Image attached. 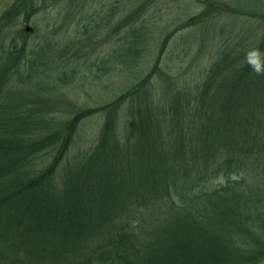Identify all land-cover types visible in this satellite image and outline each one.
Wrapping results in <instances>:
<instances>
[{
    "label": "trees",
    "instance_id": "trees-1",
    "mask_svg": "<svg viewBox=\"0 0 264 264\" xmlns=\"http://www.w3.org/2000/svg\"><path fill=\"white\" fill-rule=\"evenodd\" d=\"M192 1L203 8L183 27L247 14V45H225L199 78L163 62L168 34L147 72L96 106L50 96L41 49L32 58L13 41L0 52V264H264V0ZM21 8L26 21L37 10L16 0L0 31ZM142 28L111 56L65 49L62 77L109 57L130 67ZM99 113L95 144L72 153Z\"/></svg>",
    "mask_w": 264,
    "mask_h": 264
},
{
    "label": "rangeland",
    "instance_id": "rangeland-1",
    "mask_svg": "<svg viewBox=\"0 0 264 264\" xmlns=\"http://www.w3.org/2000/svg\"><path fill=\"white\" fill-rule=\"evenodd\" d=\"M226 1L236 8L237 5L243 8L247 3V0H241L239 4L236 0ZM15 4L16 0H0V17ZM34 5L37 10L30 21H26L27 12L21 8L15 18L0 31V52L10 48L13 41L19 45L26 41L28 54L32 58L33 47L37 52L41 49L36 57H39L41 68L44 69L41 76L50 81V96L64 102H71L72 99L80 106L105 103L144 75L153 65L168 34L172 36L163 62L172 66L182 61L183 70L190 66L193 76L198 75L199 78L201 69L208 66L225 45L227 48H237L239 43L247 45V14L214 15L201 19L192 27H183L189 17L203 8L192 0H34ZM144 5L139 19H132L127 28L119 29V24L134 9ZM116 7L117 13L111 17L110 10ZM85 12H88L89 17L84 18ZM252 24L254 30L260 28L258 23ZM136 25L143 28L138 29L137 33L141 37L137 43L139 52L130 67L124 68L125 62L109 57L111 59H107L101 71H97L94 66L92 71L78 74L70 83L62 77L61 73L68 68L65 64V49L87 48L91 56L94 51H98V58L111 56L112 51L115 49V53L120 43L126 40V31ZM27 26L32 29L27 30ZM96 56L92 58L96 59ZM26 66L27 61L24 63ZM83 66V63H79L78 67ZM103 122L104 116L101 113L84 120L75 138L72 153L89 150L95 144Z\"/></svg>",
    "mask_w": 264,
    "mask_h": 264
},
{
    "label": "clouds",
    "instance_id": "clouds-1",
    "mask_svg": "<svg viewBox=\"0 0 264 264\" xmlns=\"http://www.w3.org/2000/svg\"><path fill=\"white\" fill-rule=\"evenodd\" d=\"M259 72V69H256Z\"/></svg>",
    "mask_w": 264,
    "mask_h": 264
},
{
    "label": "water",
    "instance_id": "water-1",
    "mask_svg": "<svg viewBox=\"0 0 264 264\" xmlns=\"http://www.w3.org/2000/svg\"><path fill=\"white\" fill-rule=\"evenodd\" d=\"M29 29V27H27Z\"/></svg>",
    "mask_w": 264,
    "mask_h": 264
}]
</instances>
